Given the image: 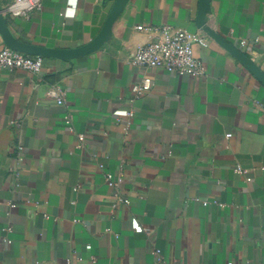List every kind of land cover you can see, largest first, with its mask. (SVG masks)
I'll use <instances>...</instances> for the list:
<instances>
[{
    "label": "crops",
    "instance_id": "obj_1",
    "mask_svg": "<svg viewBox=\"0 0 264 264\" xmlns=\"http://www.w3.org/2000/svg\"><path fill=\"white\" fill-rule=\"evenodd\" d=\"M8 2L0 49L51 52L40 75L0 70V264H264V0H42L28 17ZM163 24L211 26L259 77L213 39L193 45L202 76L129 63L154 35L136 27Z\"/></svg>",
    "mask_w": 264,
    "mask_h": 264
},
{
    "label": "built area",
    "instance_id": "obj_2",
    "mask_svg": "<svg viewBox=\"0 0 264 264\" xmlns=\"http://www.w3.org/2000/svg\"><path fill=\"white\" fill-rule=\"evenodd\" d=\"M42 0H9L3 8L4 13L14 17H28L34 10L41 7ZM209 26V25H208ZM212 30L211 26H209ZM137 29L147 30L154 33L153 38L149 41L139 44L135 47L129 57V63L141 67H153L164 69L174 75H193L202 76L206 69L204 63L195 55L193 45L199 44L202 47H207L209 40L213 39L209 34L201 29V32H190L183 28L172 27L168 24L159 26H144L138 25ZM217 32V31H216ZM218 33V32H217ZM214 40V39H213ZM44 57L41 55H30L22 51L13 49L7 45L0 49V70L3 69H24L33 74L40 75L42 72ZM154 85L153 78L149 75H142L139 80L132 83L130 92V100L141 97L152 89ZM46 96L52 97L59 104H64L65 90L58 84L48 83L45 91ZM128 118L134 114L132 109L123 112ZM64 122L70 131H73L72 114L67 112L64 117ZM12 124L18 125V122L13 121ZM83 134H78L79 144L83 141ZM15 153L17 158H22L24 147L20 144H15L10 148ZM102 168V164L99 165ZM237 172L244 171L241 167L236 166ZM19 173L15 171V175ZM104 179L108 187L112 191L114 197L113 205L127 204L128 200L121 189L122 174L113 177L111 173L104 171ZM207 204V201H202ZM10 225L5 227V231L10 232ZM8 241V239H5ZM157 259L160 260L159 249L153 251ZM36 264H45L37 262ZM227 264H233L228 261Z\"/></svg>",
    "mask_w": 264,
    "mask_h": 264
},
{
    "label": "water",
    "instance_id": "obj_3",
    "mask_svg": "<svg viewBox=\"0 0 264 264\" xmlns=\"http://www.w3.org/2000/svg\"><path fill=\"white\" fill-rule=\"evenodd\" d=\"M206 2V0H205ZM115 12L112 13L111 17L114 16ZM111 17L108 20V22L106 23V26L104 27L103 31L100 33V35L88 46L84 47L83 51H88L92 48H94L95 46H97V44L108 34L109 29H110V23H111ZM0 31L4 34V35H8L7 34V27L4 21V18L2 17V9L0 7ZM201 29H203L204 31H206L209 36H211L215 41H217L218 43H220L221 45H223L224 47H226V49L235 57H238L242 63L248 67L249 69H251V71L258 75L259 77V71L257 69H253L252 67H250L248 65V63L245 61V59H243L244 57L237 52L234 48H232L228 43H226L223 39V37L217 33L216 31L212 30L208 25H201ZM7 46L22 51L24 53L30 54L33 53L32 55H41L44 57V55L50 53L51 51H49L46 48H42V47H28V46H24L20 43H16L15 41H7L6 43Z\"/></svg>",
    "mask_w": 264,
    "mask_h": 264
}]
</instances>
